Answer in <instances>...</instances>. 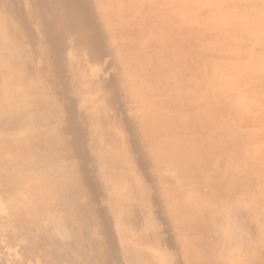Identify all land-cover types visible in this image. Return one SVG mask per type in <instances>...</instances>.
<instances>
[{
	"label": "rangeland",
	"instance_id": "rangeland-1",
	"mask_svg": "<svg viewBox=\"0 0 264 264\" xmlns=\"http://www.w3.org/2000/svg\"><path fill=\"white\" fill-rule=\"evenodd\" d=\"M0 9L30 22L46 52L30 65L28 95L44 99L48 118L35 142L73 147L46 166L81 164L103 184L93 208L109 219L82 249L104 264H264V0H0ZM66 37L62 63L77 85L48 70ZM25 151L10 141L0 161ZM27 180L0 185V264H55L14 217L48 223L49 193ZM231 216L245 225L240 251L221 232Z\"/></svg>",
	"mask_w": 264,
	"mask_h": 264
},
{
	"label": "bare ground",
	"instance_id": "bare-ground-1",
	"mask_svg": "<svg viewBox=\"0 0 264 264\" xmlns=\"http://www.w3.org/2000/svg\"><path fill=\"white\" fill-rule=\"evenodd\" d=\"M66 39L67 37L64 40L59 56L53 64L48 66L49 71H57L66 75V70L62 63V51L66 50V48L63 49L66 44ZM76 40L77 39H75V42ZM77 41L82 47H87L94 51H99L101 49L100 45L97 43H91L80 39ZM67 51L68 50H66V52ZM44 54H46V52L45 49L42 48V42L37 40L32 31L30 22L23 19L19 20L6 14L3 10L0 11V79L3 81V88L0 93V153L3 147L10 141L14 142L17 149H19L21 145L26 149L25 153H23L14 164H6L0 161V182H2L0 185L3 184L7 189L11 190L19 186L23 181L32 179V186H29L32 190H36L40 195H45L46 192L49 193V200L45 205V208L48 210L46 211L48 218L47 224L41 221L38 213L32 216V218L26 217L23 214L20 215L19 213L17 218V215L14 217L17 223H23L24 220L29 222V224L23 223L24 229L29 231V226L30 229L31 227L32 229H36L34 234L29 231V233H31L29 237L32 240L29 242L30 245L32 242L37 245L47 243L46 246L48 245L47 248L49 247L50 250L49 254L55 264H63L61 262V257L63 254L69 256V251L67 252V250L70 249H75L77 252V256H69L71 260L70 264H104L103 258L101 259L98 257L100 256V252H96V254H99L98 256L96 254L93 255L86 252L81 247L82 241H88L96 246L98 244L96 241L97 235L101 229L105 227L104 224L109 219L106 213H104L106 215L102 216V214L97 213L93 208L96 198L102 194L103 184L98 183L97 180L90 179L85 167L81 164L72 165L66 169L58 168L59 171L55 169L52 170V168L46 166L53 159L63 160V157L72 153L73 147L68 148L66 144L61 143L53 137L35 142L37 140L34 133L35 128L37 125L42 126V122L45 120L48 121V118H43V110L46 107L44 99L35 98L37 96L36 93V96L33 98L28 95L29 83L32 82L30 65L34 60L36 61L37 58L39 59L40 56L43 58ZM63 54L64 56L67 55H65L64 51ZM97 56L95 58H97ZM85 57L87 58V56ZM77 58L81 59L80 57ZM89 63L86 65L89 66ZM78 64H80V62ZM93 64L96 65V63ZM68 65L69 64L66 66L68 67ZM100 67L101 66H99V68ZM73 70L75 69L73 68ZM82 70L83 69H81V71ZM93 75L95 76L94 73ZM71 78L72 77L69 78L67 76L71 85H77V81ZM115 101L114 99V103H117ZM111 102L112 101H110V103ZM110 103L108 104L110 105ZM115 105L117 106L118 103ZM110 108L112 109L114 107ZM114 111L116 110L114 109ZM38 149L41 153L37 152ZM199 220L200 219H198V221ZM203 220H205V218ZM194 222L196 223V221ZM204 223L205 221H203V224ZM199 228L201 227L199 226ZM223 229L224 230L219 229L218 231H223V236L226 237L227 245L234 251L243 250L245 247L243 240L245 225L243 221L236 216H231ZM28 231L23 232L27 233ZM60 242L61 244L63 243V248H61V246L59 247ZM111 259L112 264H118L116 260L113 258Z\"/></svg>",
	"mask_w": 264,
	"mask_h": 264
}]
</instances>
